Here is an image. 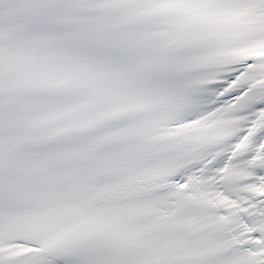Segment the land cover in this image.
Masks as SVG:
<instances>
[{
  "label": "snow or ice",
  "instance_id": "snow-or-ice-1",
  "mask_svg": "<svg viewBox=\"0 0 264 264\" xmlns=\"http://www.w3.org/2000/svg\"><path fill=\"white\" fill-rule=\"evenodd\" d=\"M0 264H264V0H0Z\"/></svg>",
  "mask_w": 264,
  "mask_h": 264
}]
</instances>
